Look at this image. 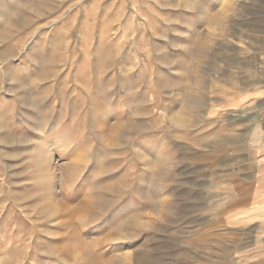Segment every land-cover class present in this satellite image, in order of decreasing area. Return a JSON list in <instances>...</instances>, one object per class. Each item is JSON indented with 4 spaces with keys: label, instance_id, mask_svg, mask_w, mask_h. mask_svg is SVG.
<instances>
[{
    "label": "rangeland",
    "instance_id": "1",
    "mask_svg": "<svg viewBox=\"0 0 264 264\" xmlns=\"http://www.w3.org/2000/svg\"><path fill=\"white\" fill-rule=\"evenodd\" d=\"M0 264H264V0H0Z\"/></svg>",
    "mask_w": 264,
    "mask_h": 264
},
{
    "label": "bare ground",
    "instance_id": "2",
    "mask_svg": "<svg viewBox=\"0 0 264 264\" xmlns=\"http://www.w3.org/2000/svg\"><path fill=\"white\" fill-rule=\"evenodd\" d=\"M42 160V159H41Z\"/></svg>",
    "mask_w": 264,
    "mask_h": 264
}]
</instances>
